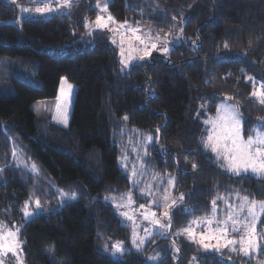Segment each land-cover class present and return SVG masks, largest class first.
Here are the masks:
<instances>
[{
  "label": "trees",
  "instance_id": "trees-1",
  "mask_svg": "<svg viewBox=\"0 0 264 264\" xmlns=\"http://www.w3.org/2000/svg\"><path fill=\"white\" fill-rule=\"evenodd\" d=\"M97 5L79 0L68 14L24 19L17 27L10 23L13 8L0 0V58L33 59L40 83L11 79L14 92L0 91V223L19 228L23 263L152 264L155 254L157 264H264V251L251 258L219 255L177 235L190 221L208 217L217 196L264 200V178L234 175L203 148L197 115L214 114L231 97L244 136L256 124L264 130V105L251 96L254 83L247 79L253 77L256 87L264 83V0H99L116 22L160 32L176 30L186 18L184 42L126 74L117 48L102 33L80 39L86 21L97 17ZM46 99L56 103L39 137L32 106ZM133 131L157 137L148 171L176 175L175 192L184 197L171 209L167 238L156 235L137 250L110 201L131 190L119 159ZM25 202L33 213L29 220ZM257 226L264 231V213ZM111 241L123 242L121 256L106 251Z\"/></svg>",
  "mask_w": 264,
  "mask_h": 264
},
{
  "label": "rangeland",
  "instance_id": "rangeland-1",
  "mask_svg": "<svg viewBox=\"0 0 264 264\" xmlns=\"http://www.w3.org/2000/svg\"><path fill=\"white\" fill-rule=\"evenodd\" d=\"M3 1L6 4L10 5L14 10V18L10 21V23L19 27L21 24V21L24 19H36V18L46 19L56 14H68L70 10L72 9L73 5L77 3L79 0H73V3L70 8L60 7L59 6L60 0H3ZM45 6L51 7L53 11L45 12L43 14L35 12L36 8L45 7ZM104 6L100 5L98 7L97 15H104L106 17L107 15L110 14L108 8L106 12L101 11V9ZM24 8L29 9V12H23L22 9ZM95 19L93 20L88 19L86 21L85 24H88L89 26L86 27L87 29L86 34L80 37V39L83 41H89V39H86L87 37L91 38L97 32L102 33L108 39V41L112 45H114L118 50L121 74H126L133 65L149 60L153 54H161V55L167 54L175 45L181 44L182 42L185 41L183 33H182V29H183V23L185 22L186 18L183 20L181 24H179L176 30L167 31V32H160L156 30L154 27H150V26H146L142 24H133V23H127L125 28L118 29L119 24H124V23H118V22L109 25V28L112 29L110 31L109 28H105V29L96 28L93 23ZM128 26H130L131 28H138L140 30L139 32L136 33V35H140L144 39V44H141L139 41H136L134 39L133 34L130 31H128ZM157 37H159V39H156ZM121 40L124 41L123 45H121ZM113 41H115V43H113ZM152 43L157 44V49H151ZM121 47H123L126 57L128 55H131L133 57V59L128 61L127 67L121 64V59H122L121 54H120ZM146 47L148 50L151 51L150 56H144V51ZM163 47H168L169 51L167 53L160 51L159 49H162ZM140 57H143V59H140ZM35 63L36 62L33 59H28V58H15V59L0 58V91H4V93H6L7 95L12 94L14 92L11 79L25 80L28 83L32 84L33 86L38 87L40 83L38 80L35 79V72H36ZM55 103H56L55 99H46V100L38 101L32 106V110L36 117L37 133L39 137L40 136L43 137L47 131V128L52 120V114L54 112ZM228 103L231 105H234L239 110V106L235 102H233L231 99L228 100ZM198 113H199L198 119L203 126L202 136H205L206 135L205 130L206 128H210V125H206L204 121L210 117H215L216 112L212 115H207V116H204V115L202 116V113L200 111ZM126 123H127V119L126 120L125 118L122 119V124L126 125ZM243 125H244V121L242 120L241 134L245 139H247L248 137L244 136ZM254 129H258L261 133H264V130H262L260 124H256L253 130ZM253 130L251 134H253ZM149 136L152 137L151 141L147 140V137ZM156 141H157V137H155L153 134L141 135L139 132H136V131H133L132 133H130V138L127 139V143L125 144L123 150L121 151L122 157H120L119 159V165L124 170V173L129 179L131 190L127 192L126 194H123L121 197L113 198L110 200L111 203L113 204V207L116 213L120 215V217L126 223H128L130 230H131L132 248H134L135 250H137V247L133 244V230L134 229L138 233L139 237L145 236L144 228H149V230L153 233V235L148 240H146L145 243H143L140 246V248L143 247L150 240L154 239L156 235L162 238H167L168 232H169V228L162 230L160 229L159 225H153L149 221L144 220L143 216L141 215L142 210L140 209L139 206L142 204L145 205V209L143 211L155 212L157 219H160L161 223H166V221L163 218V212L164 211L171 212L172 208L166 209L164 207L163 197L165 195H169L171 198L176 199L177 203L173 208L177 207L181 203V201H178L180 196H178L175 192L176 175L159 176V175L151 174V172L148 171V165L146 164V158L148 156L150 148H152V146L156 143ZM134 170L137 173L136 176L132 175ZM247 174L254 175L258 178H264V176L254 174L251 171H249L248 173H241L240 175H247ZM169 177L175 178L174 187L169 186L168 184ZM145 190H147V192H150V194H147ZM136 193H137V196H139L141 199H147V204L143 202H138L136 200V197H137ZM129 194L131 195V201H132L131 203H129L127 199V196ZM221 197H224L226 201L236 206L241 203V200L239 197H243V195H241L240 193H232V194L223 195ZM153 201H158L159 206L153 203ZM168 203L171 204V199L168 201ZM117 204H122L125 206L120 207L118 209ZM217 206H218L217 214L219 218L223 219L225 212H226L225 201L217 200ZM28 211L31 212L29 209V204H28ZM123 212H127L129 216H133L134 222L133 220H128L125 216H123L121 214ZM262 214L263 213L259 215L258 220L256 222L258 233L264 232L263 230H259L257 226V223L260 222L261 220ZM210 216L211 214L208 217ZM30 217L24 216L25 220H29ZM198 219H203V218H198ZM201 230L203 229L202 228L196 229L197 232ZM158 231H163L164 234L163 235L156 234ZM233 236L234 238L239 239V234H233ZM19 239H20V235H19ZM117 242H121V241H111V243L108 244L106 247V251L110 252L111 255H113L114 257L121 256L125 251V248L123 246L124 248L123 253L114 254L112 246L116 244ZM212 243L214 244L215 242L213 241ZM261 244H264V240L261 241ZM199 247L201 250L214 252L219 255H223V252L230 253V254H238L237 252H230L228 251V249H222L221 251H216L214 248H209L206 250L201 246ZM176 249H177L176 246L173 244L172 252H171L173 254V257L176 256V252H177ZM256 255L257 253L252 254V256L254 257ZM152 257H157V259L155 260L150 259ZM19 259L22 260L20 253H19ZM0 260H3V264H18L17 257L12 255L11 253H8L5 256H0ZM158 260H159L158 255L151 254L148 259V262L152 264H157Z\"/></svg>",
  "mask_w": 264,
  "mask_h": 264
},
{
  "label": "snow or ice",
  "instance_id": "snow-or-ice-1",
  "mask_svg": "<svg viewBox=\"0 0 264 264\" xmlns=\"http://www.w3.org/2000/svg\"><path fill=\"white\" fill-rule=\"evenodd\" d=\"M73 0H60L59 6L62 8H70ZM99 7V0L98 5ZM23 12H29V9H22ZM53 9L49 6L38 7L35 9L37 13L51 12ZM102 12L107 11V6L105 5ZM96 28L105 29L109 28L110 24L116 23L114 17L110 14L106 17L104 15H97L95 21L93 22ZM127 21L124 24H119L118 29L125 28ZM85 24V27H88ZM111 31L112 29L109 28ZM128 31H130L134 39L144 44V39L140 35H136L140 30L138 28H131L128 26ZM156 39H159L157 37ZM115 43V41H113ZM124 41L121 40V45ZM225 44V48H227ZM151 49H157V44L152 43ZM160 51L167 53L169 51L168 47H163L159 49ZM121 64L125 67L128 66V61L133 59L131 55L125 56V51L121 47ZM151 51L145 49L144 56H150ZM143 59V57H140ZM231 75V73L229 74ZM254 83V90L251 96L256 99L260 105H264V83H261L259 87L255 86L254 78H247ZM71 85H68V90L66 94H70ZM231 97H225L224 100L217 106V111L215 117H210L204 121L206 125H210V128H206V135L202 136L201 144L203 148L209 150L214 154L215 159L221 162L222 166L225 167L226 171L231 172L234 175H240L241 173H248L251 171L254 174L264 176V133H261L258 129L253 130V134L249 135L245 139L241 134V125L243 117L241 116L239 110L234 105L228 103ZM203 108L204 106L201 105ZM59 110V105H58ZM199 116V113L197 114ZM127 117H125V120ZM59 122L66 125V119L60 120ZM159 131V129H157ZM148 141L152 140V137H147ZM15 156V153H13ZM35 170V165L32 166ZM197 168L196 164H193V169ZM136 176L135 170L132 173ZM168 184L170 187H174L175 178L169 177ZM150 194V192H147ZM62 195H67L61 192ZM144 194V193H142ZM75 198V194H73ZM183 194L180 196V200H183ZM241 203L234 206L232 203L225 200L224 197L217 196L216 199L212 200V212L210 217H204L203 219H197L190 221L187 227L183 228L181 232L177 235H184L192 243H196L204 249L214 248L216 251H221L222 249H228L230 252H237L244 257H252L253 253H259L264 251V244L261 241L264 240V232L258 233L256 222L261 213H264V200L249 199V196L239 197ZM105 199H108L107 197ZM123 199V197H122ZM129 203H131V195L127 196ZM171 199V204L168 201ZM164 207L173 208L177 201L171 198L169 195L163 197ZM217 200L225 201L226 212L224 218L221 219L218 216V206ZM157 206H159L158 201H153ZM36 209H41V203L39 199L35 200ZM125 205L117 204V208L124 207ZM142 210L141 215L144 220L149 221L153 225H159L160 229H168L171 226V212L164 211L163 218L166 223H161L160 219H157L156 213L151 211H143L145 205H140ZM24 216L30 217L33 215L32 212L28 211V202H25L24 206ZM185 213H189L191 210L185 209ZM128 220H133V216H129L127 212L121 213ZM134 222V220H133ZM197 228H202L203 230L197 232ZM19 228L10 229L6 224L0 223V256H5L8 253L17 257L18 264H23V261L19 259V253L22 251V242L19 239ZM145 236L139 237L136 230H133V244L140 248V246L148 240L153 233L149 228H144ZM156 234L163 235V231H158ZM233 234H239V239L234 238ZM138 241V242H137ZM215 242L214 244L212 242ZM175 243V241H173ZM113 252L123 253V242H117L113 246ZM179 251V249H176ZM150 259H157V257H152ZM196 259L195 257L193 258ZM0 264H3V260H0Z\"/></svg>",
  "mask_w": 264,
  "mask_h": 264
},
{
  "label": "crops",
  "instance_id": "crops-1",
  "mask_svg": "<svg viewBox=\"0 0 264 264\" xmlns=\"http://www.w3.org/2000/svg\"><path fill=\"white\" fill-rule=\"evenodd\" d=\"M214 155V154H213ZM215 157V156H214Z\"/></svg>",
  "mask_w": 264,
  "mask_h": 264
}]
</instances>
